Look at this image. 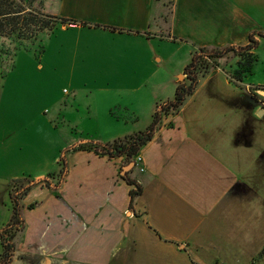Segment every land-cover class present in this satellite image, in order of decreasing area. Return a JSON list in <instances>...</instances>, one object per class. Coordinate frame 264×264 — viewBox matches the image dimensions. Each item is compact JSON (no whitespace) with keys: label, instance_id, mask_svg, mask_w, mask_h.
Returning <instances> with one entry per match:
<instances>
[{"label":"crops","instance_id":"1","mask_svg":"<svg viewBox=\"0 0 264 264\" xmlns=\"http://www.w3.org/2000/svg\"><path fill=\"white\" fill-rule=\"evenodd\" d=\"M44 5L49 7V10L44 11L76 23L62 26L61 30L64 32L68 30L81 31L86 27L90 32L97 30L111 36L116 34L147 40L145 45L135 44L137 51H143L141 54H137L135 59L117 63L123 70L129 71L128 75L132 77H127L128 79L143 83L148 81L147 78L154 76L151 75V72L155 68H159L157 61H161V58L156 60L155 53L152 54L149 51L150 28L159 27L161 33L168 36L166 39H172L174 43H180L184 47L189 46L192 51L201 48L211 50L244 47L248 44L250 34H264V0H172L167 22L163 20L164 17L166 18L165 5L159 0H45ZM157 19L158 22H156ZM82 23L84 26L81 25ZM164 24L166 28H164ZM151 25L155 27H150ZM254 39L258 45L260 42H264V38L258 35H255ZM176 48L179 50L181 47ZM185 66L183 65L178 72L179 76L183 74ZM144 69L150 74L147 78L142 74ZM220 72L224 76L225 88L217 90L218 85L216 87L212 85L200 97L202 93L200 87L204 83L207 85L214 81L213 77L219 76ZM116 80L114 81H126L124 78ZM105 81L108 80L105 79ZM23 82L24 80H9L7 77L6 86L0 79V121L6 119L7 114L13 111L32 112L33 107L27 105L28 101L20 103L17 107L10 106V97L18 92V84ZM163 82L162 87L166 83H170L174 95L175 88L180 82L172 84V80L169 81L167 77ZM231 84L232 82L223 67L216 63L215 69L209 70L199 78L195 92L185 100L179 110L161 119L152 139L141 147L136 155L141 158L140 166L143 171H139L134 166L127 174L142 189L141 194L133 200L131 208L129 207V191L132 188L125 184L120 175L123 158L108 159L93 152L70 151L77 145L93 142L83 138V140H79L80 142L74 140V143H70L69 138L63 140V145L56 151L57 155H52L51 158L47 156L49 150L45 148L41 154L39 168L26 176L27 184L39 180L48 181L52 175L60 172L61 157L64 159L66 167L64 176L60 182L58 176L57 186L52 185V187L51 183H49V187H46L44 183L34 184L22 199V213L27 211L28 208L25 207L29 202L37 203V205L35 203L34 209H37L39 205H44L49 212L44 213L41 223L45 225L51 219L53 229L55 222L63 224L62 238L64 237V240L58 238L57 244L54 246V251L57 252L54 255L58 259L43 257L47 254L40 251L44 248L40 238L43 235L41 233L36 239L34 238L37 234L28 235L31 239L26 242L27 247L24 251L33 258L46 259L54 264H110L113 258L120 257L123 242L127 241L132 247L129 249V253L132 255L142 251L150 257V251H162L164 256L166 253L169 254V262H165V264H178L174 258L190 254V250L197 252L198 249L207 247L219 249L214 244L218 241H226V245L229 247H232L233 244L235 249L239 248V242H236V203L237 198H241L242 201L245 199L244 193L247 188L246 186L239 188L237 184L238 172L235 173L233 181H229L231 178L227 175L231 174L229 167L231 161H235L237 158L238 148L251 146V143H254L252 139L254 135L248 136L251 138L245 143L237 137L244 125L241 124L238 127V100L245 92L239 87V92L229 91L227 88ZM235 87L237 88V86ZM165 89L166 87H164ZM6 90L7 94L5 95ZM163 94L157 95L155 91H152L151 95L145 93L148 102H142L141 115L143 118L141 120L136 112L139 110L137 102L132 98L130 101H127L126 98L125 102L119 98L112 105L108 104V108L129 109L127 111L134 114L132 116L135 124L129 130L130 132H126L127 135L146 129L151 122L153 113L161 105L173 99L165 98V94L162 99ZM227 95L229 97H226ZM222 96L226 99H222ZM34 98L37 97L34 96ZM158 100L159 102L155 103ZM35 101L36 99H32L28 104ZM206 103H209L207 106H212L210 103L223 104L224 111L220 121L209 118L210 113L207 110L200 111L201 106ZM257 110L258 108L253 112L252 109L251 113L249 112L247 115L251 122H253V115ZM240 111L242 110L240 109ZM204 118L206 120H203ZM39 124L42 127L46 126L47 121H41ZM202 131H208V133L205 135ZM123 136H125L124 132L111 134L106 138L104 144L111 143ZM241 136L243 135L241 134ZM6 137L7 121L4 124L0 123V138L5 139ZM94 143L99 142L94 141ZM42 147H45L44 143H42ZM61 148L64 149V154L59 157L58 153ZM75 155H85L96 164L97 169L91 170L90 174L101 179L99 183L94 182L95 188H99L98 196L103 198L104 203L95 205L90 191L83 192L82 197H77L76 191L74 194L65 191L64 187L69 176V159ZM136 157L133 158V161ZM26 166L32 167L31 162ZM203 174H205V181ZM223 174H225V178H223ZM7 185L8 183L5 185V192ZM124 195L126 200L122 202ZM119 196L121 198L120 206H118ZM207 196H211L209 199H213L211 203H208ZM34 209H28V211ZM129 210L130 215L127 218L125 216ZM0 212H2L1 204ZM6 214L9 221L11 217L10 205L7 207ZM7 217L4 219L7 220ZM22 219L24 226L21 233L25 234L28 232L29 225L24 215H22ZM207 219H212L214 223L218 222V224L213 226L205 223ZM232 220H235L233 224ZM116 221H119L118 226ZM109 223L112 224L110 231L114 232L110 237L107 236ZM59 224L58 229L62 228ZM126 227L127 231L125 232ZM58 231L60 232V230ZM92 231H95L98 239L100 238L105 244L103 253H99L96 258L78 255L77 244L81 241L91 243ZM208 242L210 244H207ZM141 243H145V247L139 250ZM263 245L264 243L255 250L256 253L259 252V249H263ZM231 253L228 251L223 255L219 249L209 255L207 250L202 249L201 253H195L197 254L195 259H198L197 264H232L231 259L236 258L237 255L232 256ZM260 253L263 256V253ZM245 254L251 257L253 255L247 252ZM188 257L191 256L188 255ZM60 260L63 262H59ZM39 263L41 262L39 261ZM115 264L123 263L117 261Z\"/></svg>","mask_w":264,"mask_h":264},{"label":"rangeland","instance_id":"2","mask_svg":"<svg viewBox=\"0 0 264 264\" xmlns=\"http://www.w3.org/2000/svg\"><path fill=\"white\" fill-rule=\"evenodd\" d=\"M159 1L165 5L166 18H162L167 22L172 0ZM44 10H49V7L43 5ZM44 13L53 15L46 11ZM81 25L84 26L83 23ZM84 28L81 31L68 30L64 32L61 30L62 25L58 24L50 33L44 32L36 40L24 41L21 44L15 43L10 38L0 37V79L4 81L6 86L7 77L9 80H24L23 83L18 84V92L10 97V106L17 107L22 102L28 101L29 103L32 99H36L34 103H27L29 107H33L34 112L33 109L32 112L28 113L13 111L7 114L6 119L0 121L1 124L7 121V137L5 139L0 138V204L2 209L0 212V231L5 229L8 223L6 211L7 207L11 205L8 194L10 188H13V185H27L26 176L39 168L41 154L45 148L49 150L47 156L51 158L52 155H57L56 151L63 145V140H67V138L70 139V143H74V140L80 142L79 140L85 139L104 144L106 138L111 134L124 132L126 135V132H130L129 130L134 127L135 123L132 116L134 114L127 111L129 109L108 108V104L112 105L119 98L124 102L126 98L127 101L132 98L133 101L137 102L139 110L136 112L141 120L143 118L141 107H143V103L148 102L145 93L146 95H151L152 91H155L157 95L164 93L165 98L170 100L174 96L170 83H166L162 87L163 80L167 77L169 81L172 80V84L177 81L180 83L185 81L184 74L179 76L178 72L183 65L190 62L193 51L189 46L184 47L180 43H174L172 39H166L168 36L163 32L161 33L159 27L150 28L148 48L152 54L155 53L156 60L161 58V61H157L159 68H155L151 72L153 77L147 78L150 74L144 69L142 74L148 80L144 83L128 79L127 77H132L128 75L129 71L123 70L121 65H117V63L123 61L125 63L127 60L135 59L137 54L143 52L142 50L137 51L135 44L142 43L145 45L147 40L116 34L111 36L97 30L90 32L86 27ZM164 28H166L165 24ZM176 47L181 48L176 50ZM253 54L254 62L249 73L242 76L241 82H237L233 78L232 80L229 79L232 84L227 88L229 91L239 92V87L245 92L240 97L241 99L244 97L243 100L240 98L238 100V127L244 124L237 136L238 139L245 143L251 138L248 136L254 135L252 136L254 143H251V146L246 145L247 147L238 148L237 158L235 161H231L229 167L231 174L227 175L231 178L229 181H233L235 173L238 172L237 184L239 188L245 186L247 188L244 193L245 199L242 201L241 198H237L236 203V242H239V248L236 247L235 249L233 244L232 247H229L226 245V241L214 243L215 239L213 242L223 255L228 251L232 252V256L237 255L236 258L231 259L232 264H264V247L259 249L258 253L255 251L264 243V42L259 43ZM242 61V58L229 53L221 60H216L211 69H215L216 63H218L225 70L227 77L230 78L234 75L238 63H242ZM219 74V76L213 77L214 81L207 85L204 83L200 87L202 90L200 97L212 85L215 87L218 85L217 90L225 88L223 73L220 72ZM117 78H124L126 81L116 82ZM168 86L169 89H167ZM164 87H166L165 90ZM226 97L222 96V99H226ZM228 100L230 99L228 98ZM15 101L16 103H13ZM158 102L159 100L155 103ZM208 104L202 105L200 111L207 110L210 113L209 116L207 114L209 118L220 121L224 111L223 104L210 103L212 106H207ZM256 107L258 110L253 115L254 120L251 122L247 115L249 112L251 113L252 109L254 112ZM1 111L3 112V108ZM41 121H47V125L42 127L39 124ZM202 133L206 135L208 131H202ZM42 143L45 147H42ZM244 143L243 145H245ZM63 151L64 149L61 148L58 153L59 157L64 154ZM137 158L139 157H136L132 162L140 171L143 168L140 166L141 162L137 164ZM29 162H31L32 167L26 166ZM130 163H125L123 160L121 165L123 167L129 166ZM68 169L69 176L64 187L66 192L74 194L76 191L77 197H82L83 192L90 191L95 205L105 202L102 197L98 196L100 194L99 188H95L94 181L99 183L101 179L90 174L91 170L97 169L96 164L90 158L85 155L70 157ZM119 171L120 169L118 173ZM58 174L59 172L52 175L47 181L48 184L51 183L50 186L56 185ZM202 176L205 181V174ZM223 178H225V174H223ZM7 183V191L5 192L4 188ZM193 183L196 182L193 181ZM131 188L133 189V187ZM94 197L96 198L94 199ZM125 197V195L122 197V202H125ZM207 197L208 203H211L213 199H209L211 196ZM22 199L20 200V217L22 218L24 215L29 225L28 232L23 234L21 233L23 229L21 231L13 229L11 243L14 245V251L9 264H38L39 261L41 262L39 264H54L46 261V259L40 260L37 257L29 256L24 251L27 247L26 242H29L31 239L29 236L33 234H37L34 239L38 238L40 233L43 234L40 238L44 248L40 251L47 254L43 257L55 259L57 256L54 253L57 252L54 251V246L57 244L58 238H62L64 225L55 222L53 229L51 219H49V223L42 224L41 220L44 218V213H48L49 210L44 205H39L37 209H34L37 205L36 202H29L25 207L29 210L34 209L33 211L27 209L22 213ZM118 201V206H120V196ZM126 215L125 217L128 218L130 210ZM5 217L7 220L4 219ZM206 222L213 226L218 224V222L214 223L212 219H207ZM234 222L235 220H232V224ZM58 224L62 228L58 229ZM116 224L118 226L119 221H116ZM111 225L109 223V227L107 226L108 237L114 233L110 231ZM126 231L127 227L125 228ZM62 239L64 240V237ZM144 244L139 245V250L145 247ZM1 247L0 245V256ZM104 247L105 244L100 238L98 239L95 231H92L91 243L81 241L77 244L76 250L80 256L96 258L99 253H103ZM131 248L130 244L124 241L120 257L109 259L111 260L109 263L115 264L118 261L123 264H165V262H169L168 253L164 256L162 251H150L151 256L148 257L145 252L139 251V254L136 252L132 255L129 253ZM202 249L207 250L209 255L219 250L209 247ZM202 249H198L197 252L190 250L191 255L185 254L174 258V260L178 264H197L198 259H195L197 257L195 253H201ZM246 252L252 253V257L247 256ZM260 252H263V256ZM59 262L63 261L60 260Z\"/></svg>","mask_w":264,"mask_h":264},{"label":"trees","instance_id":"3","mask_svg":"<svg viewBox=\"0 0 264 264\" xmlns=\"http://www.w3.org/2000/svg\"><path fill=\"white\" fill-rule=\"evenodd\" d=\"M43 5L44 0H0V37L10 38L15 43L21 44L24 41L36 40L44 32L50 33L58 24L62 26L76 24L74 21L44 13ZM255 35L264 38L263 33H252L249 35L248 44L244 47H225L211 50L201 48L194 50L190 62L183 69L185 81L176 86L173 99L161 105L153 113L151 122L146 129L127 134L107 144L89 142L77 145L72 147L70 151L93 152L100 157H107L108 159L123 158L125 163L132 162L141 147L152 139L161 119L179 110L185 100L195 92L200 76L206 74L215 65L214 62L216 60L223 58L229 53L242 58V63H238L234 75L229 78L230 80L233 78L235 81L241 82L242 76L249 73L254 62L253 51L258 47V42L254 39ZM60 162L59 182L63 178L66 169L62 157ZM123 179L128 186L133 187L129 191V207L131 208L133 200L141 194L142 189L127 175ZM36 183H44L46 187H49L47 181L39 180L37 182H28L25 186L13 185V188H10L8 192L11 204V217L5 229L0 231V245L2 246L0 264H9L11 261L14 251V245L11 243L12 231L13 229L21 231L24 226L20 217V200L27 195Z\"/></svg>","mask_w":264,"mask_h":264},{"label":"water","instance_id":"4","mask_svg":"<svg viewBox=\"0 0 264 264\" xmlns=\"http://www.w3.org/2000/svg\"><path fill=\"white\" fill-rule=\"evenodd\" d=\"M134 163L133 162H131L130 164H129V166H124V167H122L121 168V173H120V175L122 176V177H125L126 175H127V173L134 167Z\"/></svg>","mask_w":264,"mask_h":264},{"label":"built area","instance_id":"5","mask_svg":"<svg viewBox=\"0 0 264 264\" xmlns=\"http://www.w3.org/2000/svg\"><path fill=\"white\" fill-rule=\"evenodd\" d=\"M136 162H137V164H138L139 162H141V159H140V158H137V159H136ZM140 171H143V169H141Z\"/></svg>","mask_w":264,"mask_h":264}]
</instances>
